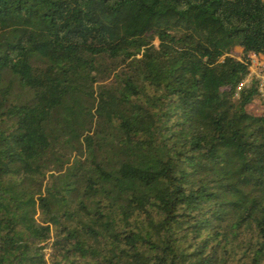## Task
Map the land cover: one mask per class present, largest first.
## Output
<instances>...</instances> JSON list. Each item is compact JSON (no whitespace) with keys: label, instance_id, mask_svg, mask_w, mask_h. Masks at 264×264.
Instances as JSON below:
<instances>
[{"label":"trees","instance_id":"trees-1","mask_svg":"<svg viewBox=\"0 0 264 264\" xmlns=\"http://www.w3.org/2000/svg\"><path fill=\"white\" fill-rule=\"evenodd\" d=\"M250 52L264 0H0V264H264Z\"/></svg>","mask_w":264,"mask_h":264},{"label":"built area","instance_id":"built-area-1","mask_svg":"<svg viewBox=\"0 0 264 264\" xmlns=\"http://www.w3.org/2000/svg\"><path fill=\"white\" fill-rule=\"evenodd\" d=\"M247 60L249 61V74L241 85L251 80L256 81L261 96L264 97V54L250 52L247 54Z\"/></svg>","mask_w":264,"mask_h":264},{"label":"rangeland","instance_id":"rangeland-1","mask_svg":"<svg viewBox=\"0 0 264 264\" xmlns=\"http://www.w3.org/2000/svg\"><path fill=\"white\" fill-rule=\"evenodd\" d=\"M233 56H236V57H241V54H242V49L239 48V47H235L231 50L230 52ZM249 109L253 112H261L263 110V104L261 102L260 99H256L253 101V104L249 107ZM48 248H45L44 251L46 254V257H48L49 253H48Z\"/></svg>","mask_w":264,"mask_h":264}]
</instances>
